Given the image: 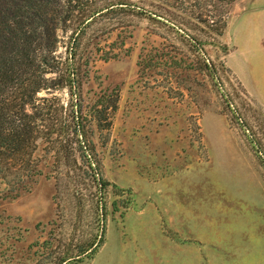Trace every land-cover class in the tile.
Returning <instances> with one entry per match:
<instances>
[{"label":"rangeland","instance_id":"1","mask_svg":"<svg viewBox=\"0 0 264 264\" xmlns=\"http://www.w3.org/2000/svg\"><path fill=\"white\" fill-rule=\"evenodd\" d=\"M127 1L82 40L88 142L0 200V264H264V0Z\"/></svg>","mask_w":264,"mask_h":264},{"label":"trees","instance_id":"2","mask_svg":"<svg viewBox=\"0 0 264 264\" xmlns=\"http://www.w3.org/2000/svg\"><path fill=\"white\" fill-rule=\"evenodd\" d=\"M215 1L228 6L238 0ZM124 6L131 10L127 0H0V200L16 198L40 176V142L58 154L73 145L69 135L79 144L78 138L88 142L78 122L82 40L97 18ZM205 12L193 18L211 34L222 36L226 17L214 20L210 11ZM166 17L159 18L175 26ZM60 32L67 37L65 57L58 53ZM61 91H66L67 103L58 96ZM257 152L264 166V151L257 147ZM99 186L105 189L107 184L102 181ZM101 243L100 237L79 254L90 257Z\"/></svg>","mask_w":264,"mask_h":264}]
</instances>
